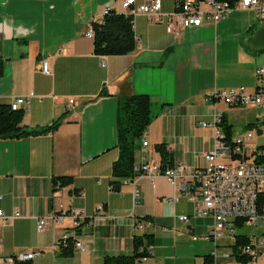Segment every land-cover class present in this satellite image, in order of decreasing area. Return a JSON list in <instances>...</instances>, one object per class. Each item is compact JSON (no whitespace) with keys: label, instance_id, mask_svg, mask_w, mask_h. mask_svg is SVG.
I'll list each match as a JSON object with an SVG mask.
<instances>
[{"label":"crops","instance_id":"obj_1","mask_svg":"<svg viewBox=\"0 0 264 264\" xmlns=\"http://www.w3.org/2000/svg\"><path fill=\"white\" fill-rule=\"evenodd\" d=\"M147 1L152 0H137L136 5ZM160 1L163 14L175 10V0ZM122 2L0 0V104L27 98L23 123L33 128L64 115L55 132L0 139V209L8 216L21 214L0 222V264H18L5 258L37 250L42 256L31 264H105L107 256L131 255L134 236L144 233L153 236V243L146 245L153 251L140 264H207L206 256L216 247L205 238L212 219L176 220L191 215L194 205L185 197L172 201L176 191L168 178L144 175L126 180L120 192L111 190L112 165L119 157L121 97L147 94L157 113L145 131L149 145L137 151L136 163L145 156L151 164H161L157 145L166 144L175 163L203 167L205 153L217 146L220 135L201 124L217 112L233 125V136L253 129L257 146L264 150V114L208 99L215 90H255L256 68L264 65V56H258L264 52L253 50L247 41L260 27L256 12L234 9L218 22L176 32L138 14L135 51L96 55L94 37L86 32L106 10L126 13ZM43 59L49 73L41 68ZM69 100L75 105L70 107ZM251 123L255 127L247 128ZM56 176H71L73 183L54 191ZM74 210L84 211V220L89 219L77 235L86 247L63 259L54 245L75 232L79 224L71 215ZM52 213L65 216L39 231L38 220ZM145 220L151 226L137 229V222ZM255 231L244 234L264 235V221ZM194 235L199 238L194 240ZM253 264H264V257Z\"/></svg>","mask_w":264,"mask_h":264},{"label":"built area","instance_id":"obj_2","mask_svg":"<svg viewBox=\"0 0 264 264\" xmlns=\"http://www.w3.org/2000/svg\"><path fill=\"white\" fill-rule=\"evenodd\" d=\"M137 0H123L122 6L126 14L135 18L143 14L150 19L165 23L171 31L200 27L205 21L218 22L225 19L234 9H252L260 22L264 24V0H236L230 4L226 0H175V10L170 14L161 12L160 0L147 1L136 5ZM108 10L105 11V14ZM103 18L98 20L102 22ZM92 25L86 35L94 37ZM41 68L49 73L48 62L43 59ZM256 88L248 91L247 88L235 87L215 90L208 94V99H219L231 107H254L264 111V65L255 71ZM33 94L31 93L30 96ZM30 102L25 97H18L10 106L14 110L29 107ZM75 105V100H69V106ZM225 119L222 112L214 114L213 120L203 122L204 128H213L219 132L220 140L217 146L205 153L206 165L199 168L187 167L182 163H174L172 167L162 170L161 164H151L145 156L135 164V171L140 172L136 177L147 175H163L174 185L176 195L172 201L180 197L187 198L194 205L191 215H178L176 220L189 223L192 218H211L212 224L205 238L216 243L211 252L213 264H253L260 257H264V235H246L241 229L248 226H258L264 221V150L255 146L253 129L226 140L220 124ZM255 132V131H254ZM142 137L143 148L149 145L146 134ZM135 178V179H136ZM137 199L140 193L136 191ZM52 213L38 220L37 229L44 231L52 221H60L65 215L56 216ZM77 224L84 220L85 212L74 210L71 213ZM21 214L14 212L8 216L0 209V222H7L10 218H19ZM151 226L148 220L139 221L137 229L146 230ZM165 231L173 229L165 228ZM247 236L245 241L239 240V235ZM70 234L57 240L54 249L58 251L63 240ZM199 237L194 235L193 239ZM2 238L0 237V242ZM75 249L85 250V244L77 241ZM141 250L152 253V246H142ZM42 256V252H22L13 257L5 258L8 262H32ZM245 258L244 261L240 260ZM223 260V262H222ZM221 261V262H220Z\"/></svg>","mask_w":264,"mask_h":264},{"label":"trees","instance_id":"obj_3","mask_svg":"<svg viewBox=\"0 0 264 264\" xmlns=\"http://www.w3.org/2000/svg\"><path fill=\"white\" fill-rule=\"evenodd\" d=\"M234 4L236 0H226ZM134 17L131 14L119 13L110 9L103 17L102 22L92 23L94 29V52L100 56H119L129 54L137 48V38L134 32ZM259 52V51H258ZM264 52V50L262 51ZM4 72V62L0 58V76ZM107 92L103 91L102 94ZM153 101L147 94H134L119 99L117 117V144L119 157L112 165L113 179L110 182L113 192H120L126 180H134L140 172L135 171L136 153L141 148L142 137L153 119L157 116ZM25 110H14L10 104H0V139H21L30 136L48 134L58 130L64 121V115L55 118L52 124L39 128L24 125ZM256 123L247 125V128L255 127ZM226 140H231L234 135L233 125L226 119L220 124ZM161 155L162 170L174 165L172 152L166 144L157 145ZM71 176H56L53 178L54 191L72 185ZM85 219L75 227V232L63 240L58 250L60 258H70L75 252L77 235L82 232L83 225L88 222ZM247 236L239 235L240 241H245ZM153 243V236L149 233L135 235L133 239V253L131 255L107 256L105 264H140L142 258L150 257L142 246ZM240 260L244 261L245 258ZM207 264H213V258L206 256ZM18 264H31V262H17Z\"/></svg>","mask_w":264,"mask_h":264},{"label":"water","instance_id":"obj_4","mask_svg":"<svg viewBox=\"0 0 264 264\" xmlns=\"http://www.w3.org/2000/svg\"><path fill=\"white\" fill-rule=\"evenodd\" d=\"M247 41L253 50L262 52L264 50V24L248 36Z\"/></svg>","mask_w":264,"mask_h":264},{"label":"rangeland","instance_id":"obj_5","mask_svg":"<svg viewBox=\"0 0 264 264\" xmlns=\"http://www.w3.org/2000/svg\"><path fill=\"white\" fill-rule=\"evenodd\" d=\"M261 24H262V22H258V25L261 26ZM258 56H264V53L263 54H258ZM243 108H248V107H243ZM257 111L259 113L264 114V111H262V110H257ZM244 132H247V130H239V132L236 135L243 134ZM252 133H254V131H252ZM254 144H255V146H257V144L260 145V141H259L258 137L255 139ZM255 230H256V226H248V227L242 228L241 232L242 233H251V232H256Z\"/></svg>","mask_w":264,"mask_h":264}]
</instances>
